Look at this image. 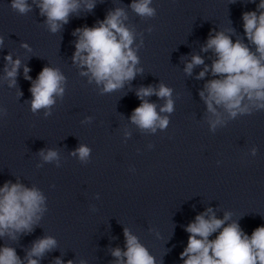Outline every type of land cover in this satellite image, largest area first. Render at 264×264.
<instances>
[{
  "label": "clouds",
  "instance_id": "clouds-1",
  "mask_svg": "<svg viewBox=\"0 0 264 264\" xmlns=\"http://www.w3.org/2000/svg\"><path fill=\"white\" fill-rule=\"evenodd\" d=\"M150 3L151 0H137L131 7L140 16H152L154 9L149 7ZM11 7L20 13L29 10L26 0H13ZM78 7L76 0H42L40 5L41 13L46 14L52 32L59 29L58 21L67 23L69 14ZM93 7L92 3L87 5L89 11ZM257 9H264V0H260ZM123 15V10L118 8L99 22L98 27L76 30L80 35L75 45L73 61L79 60L82 65H86L97 83H104L106 92L122 87L124 81L132 80L135 76L134 65L137 63V57L130 48L133 36L121 22L120 18ZM243 21L245 35L256 46L259 57L240 41L233 43L223 32L210 36L202 49L214 50L217 59L211 65V72L215 76L223 77L213 79L206 84L207 97L204 96V92L200 93L209 112H216L213 107L215 103L222 105L231 117H235L237 113H246L249 111L248 105L242 106L245 98L257 109H264V64L261 63L264 60V11L259 15L256 11L246 12L243 14ZM5 59L11 62V56ZM19 63V60L14 62L13 69L7 72L8 77H15ZM203 63L200 56H193L192 61L186 65L185 71L191 74L194 65ZM207 70L206 66L205 71L200 72L198 78H203ZM28 71L30 69L25 67V73ZM26 78L31 79L27 76ZM63 79L57 69L49 67L42 69L30 89L33 96L31 108L34 112L50 107L54 103V94L63 93L60 86ZM153 94L166 99L165 105L161 108L162 112L173 111L171 89L165 85L161 84L158 90L142 87L137 91V96L141 99ZM131 120L140 128L153 130L156 126L164 128L168 123L167 118L158 115L155 104L143 100L140 106L134 109ZM216 123H219V120L212 126L215 127ZM76 152L81 160L89 155V149L83 145ZM41 155L45 161L57 157V153L51 150L47 154L41 152ZM42 203L43 197L35 188L29 189L18 183H5L0 188V236L6 232L12 235L9 230L30 231L34 223L33 218L42 210ZM208 212H211V209ZM228 219V214L223 220L217 219L214 215L209 219H205V214L196 216L195 221L186 228L190 234L188 244L180 254L184 264H264V226L256 228L249 237L242 232L237 223L233 222L223 227L214 240L208 239ZM124 235L127 251L123 255L127 257L126 264H155L154 258L138 243L135 236L127 229ZM55 245L56 241L51 237L34 242L28 254V264H38V261L31 257H40ZM112 255L121 257V250L118 248L113 250ZM0 264H21V261L13 248L4 247L0 249ZM57 264L61 262L58 260ZM68 264L72 262L69 261Z\"/></svg>",
  "mask_w": 264,
  "mask_h": 264
}]
</instances>
